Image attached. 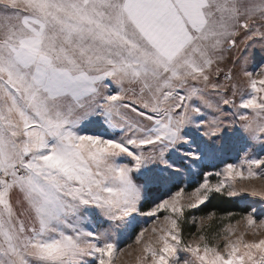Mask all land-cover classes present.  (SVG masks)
<instances>
[{
  "label": "snow or ice",
  "instance_id": "obj_1",
  "mask_svg": "<svg viewBox=\"0 0 264 264\" xmlns=\"http://www.w3.org/2000/svg\"><path fill=\"white\" fill-rule=\"evenodd\" d=\"M253 180L264 0H0V264H264Z\"/></svg>",
  "mask_w": 264,
  "mask_h": 264
},
{
  "label": "rangeland",
  "instance_id": "obj_2",
  "mask_svg": "<svg viewBox=\"0 0 264 264\" xmlns=\"http://www.w3.org/2000/svg\"><path fill=\"white\" fill-rule=\"evenodd\" d=\"M255 151V149L253 150ZM238 158V154L233 152V153H229L228 156L226 157V159H237ZM219 167V165H217ZM213 179V182H215V177L212 178ZM254 186L256 188H264V180H253V181H242V182H238L237 183V187L239 188L240 186ZM195 187V185H189L187 191L188 192H191L192 188ZM153 193H149V195L151 196ZM218 195H221V194H218ZM213 196V195H212ZM223 196H227L226 194H224ZM232 200L238 202L240 204L241 207L243 206H247L248 207H251V206H255V207H261V201L259 198H253L249 195H242V196H237V197H230ZM236 213H240L242 211L240 210H237V211H234ZM207 213V212H206ZM227 213V212H226ZM165 213H161V219L163 218V215ZM205 213H200L198 211H192L189 213L190 216H197V217H200L202 215H204ZM224 213H220V214H217L218 216L219 215H222ZM237 219H239V217L237 216ZM227 223V221H225ZM141 223H144L146 226L147 225H150L151 224V220L149 218H143L141 220ZM234 223V221H233ZM138 230V229H137ZM190 231H195L194 228L192 229H189V228H185V239H189L190 237L188 236V233ZM132 235V240H134V233L131 234ZM247 238H252L250 235L247 237ZM132 240H129L128 238L126 237H123L121 239V242H120V247H125L126 244L128 243H132ZM131 252V255L128 254V252ZM137 253L135 251V245L133 244V248L132 249H129L125 252V254L123 256L120 257V261H119V264H135V257H136Z\"/></svg>",
  "mask_w": 264,
  "mask_h": 264
},
{
  "label": "trees",
  "instance_id": "obj_3",
  "mask_svg": "<svg viewBox=\"0 0 264 264\" xmlns=\"http://www.w3.org/2000/svg\"><path fill=\"white\" fill-rule=\"evenodd\" d=\"M246 209H247V206L241 207L238 202L232 200L230 197L213 194L211 199L208 202H206L205 205L201 206L198 212L206 213L211 210H215L217 214H220V213H226V212H234L237 210H240L243 212Z\"/></svg>",
  "mask_w": 264,
  "mask_h": 264
}]
</instances>
